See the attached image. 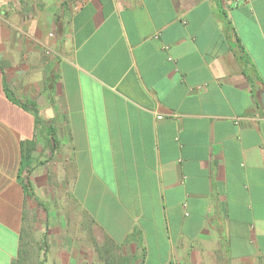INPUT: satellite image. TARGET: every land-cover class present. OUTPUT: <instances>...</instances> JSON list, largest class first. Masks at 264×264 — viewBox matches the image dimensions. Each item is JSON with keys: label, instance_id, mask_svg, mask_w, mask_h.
I'll use <instances>...</instances> for the list:
<instances>
[{"label": "crops", "instance_id": "1", "mask_svg": "<svg viewBox=\"0 0 264 264\" xmlns=\"http://www.w3.org/2000/svg\"><path fill=\"white\" fill-rule=\"evenodd\" d=\"M262 92L264 0H0V264H264Z\"/></svg>", "mask_w": 264, "mask_h": 264}, {"label": "trees", "instance_id": "2", "mask_svg": "<svg viewBox=\"0 0 264 264\" xmlns=\"http://www.w3.org/2000/svg\"><path fill=\"white\" fill-rule=\"evenodd\" d=\"M7 94L9 95V97L12 98V94L9 92V90L7 89ZM25 107H27V105H25ZM30 158L28 157V155H24L23 154V162H22V166H21V172H27L29 170V160Z\"/></svg>", "mask_w": 264, "mask_h": 264}, {"label": "built area", "instance_id": "3", "mask_svg": "<svg viewBox=\"0 0 264 264\" xmlns=\"http://www.w3.org/2000/svg\"><path fill=\"white\" fill-rule=\"evenodd\" d=\"M227 1H230V3H232V5H236L242 1H245V0H227Z\"/></svg>", "mask_w": 264, "mask_h": 264}, {"label": "water", "instance_id": "4", "mask_svg": "<svg viewBox=\"0 0 264 264\" xmlns=\"http://www.w3.org/2000/svg\"><path fill=\"white\" fill-rule=\"evenodd\" d=\"M262 104H263V106H264V92H262Z\"/></svg>", "mask_w": 264, "mask_h": 264}]
</instances>
